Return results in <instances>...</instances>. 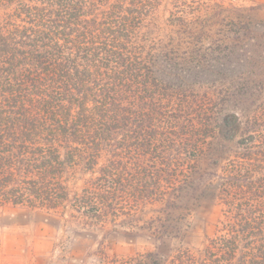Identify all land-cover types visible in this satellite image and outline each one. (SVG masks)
<instances>
[{
    "label": "trees",
    "instance_id": "16d2710c",
    "mask_svg": "<svg viewBox=\"0 0 264 264\" xmlns=\"http://www.w3.org/2000/svg\"><path fill=\"white\" fill-rule=\"evenodd\" d=\"M158 5L0 0V213L61 205L69 198L63 181L81 162L99 173L81 202L112 204V190H128V148L133 177L148 179L156 163L157 174L169 170L167 153L178 144L191 148L194 174L204 157L224 163L214 190L224 220L208 264H264V103L252 108L250 80L224 81L217 97L188 91L171 71L193 55L145 44ZM103 153L112 161L95 171ZM148 188L139 197L153 201Z\"/></svg>",
    "mask_w": 264,
    "mask_h": 264
},
{
    "label": "rangeland",
    "instance_id": "374dc122",
    "mask_svg": "<svg viewBox=\"0 0 264 264\" xmlns=\"http://www.w3.org/2000/svg\"><path fill=\"white\" fill-rule=\"evenodd\" d=\"M158 2L142 32L145 44L193 55L171 71L185 81L176 84L217 97L224 81L250 80L248 93L256 100L252 108L264 103V87L253 84L264 83V0ZM168 67L164 64L162 70L168 73ZM169 151V170L157 174L161 165L155 159V176L147 179L133 177L135 151L128 148V190H112L117 194L112 204L92 207L81 202L84 190L99 177L98 172L85 173L81 162L63 181L69 198L61 205L7 208L0 213V264H208L206 249L224 220L214 191L224 163L204 157L194 174L187 156L190 147L177 144ZM110 161L111 155L103 153L95 171ZM177 164L183 169L176 173ZM144 185L151 192L147 194H155L153 201L139 197Z\"/></svg>",
    "mask_w": 264,
    "mask_h": 264
}]
</instances>
